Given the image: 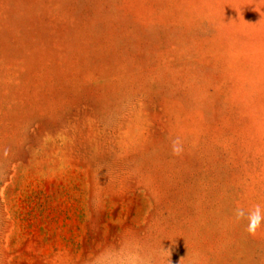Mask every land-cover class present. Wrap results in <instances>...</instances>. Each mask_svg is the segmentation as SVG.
Segmentation results:
<instances>
[{
    "label": "rangeland",
    "instance_id": "1",
    "mask_svg": "<svg viewBox=\"0 0 264 264\" xmlns=\"http://www.w3.org/2000/svg\"><path fill=\"white\" fill-rule=\"evenodd\" d=\"M257 203L264 0H0V264H264Z\"/></svg>",
    "mask_w": 264,
    "mask_h": 264
},
{
    "label": "clouds",
    "instance_id": "2",
    "mask_svg": "<svg viewBox=\"0 0 264 264\" xmlns=\"http://www.w3.org/2000/svg\"><path fill=\"white\" fill-rule=\"evenodd\" d=\"M172 152L174 155H180L183 152V144L179 137L172 141ZM234 218L236 221L246 220L245 230L248 234L255 235L257 230L264 225V206L257 203L247 211L238 206L234 210Z\"/></svg>",
    "mask_w": 264,
    "mask_h": 264
}]
</instances>
